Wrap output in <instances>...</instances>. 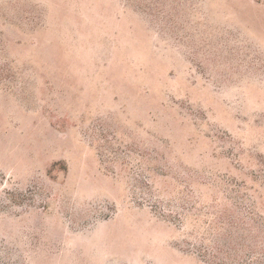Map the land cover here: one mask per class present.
I'll use <instances>...</instances> for the list:
<instances>
[{
  "label": "rangeland",
  "instance_id": "obj_1",
  "mask_svg": "<svg viewBox=\"0 0 264 264\" xmlns=\"http://www.w3.org/2000/svg\"><path fill=\"white\" fill-rule=\"evenodd\" d=\"M0 264H264V0H0Z\"/></svg>",
  "mask_w": 264,
  "mask_h": 264
}]
</instances>
